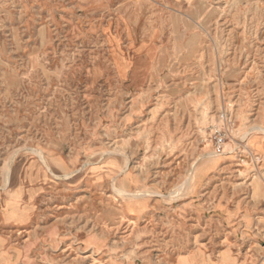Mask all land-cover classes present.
<instances>
[{"label":"rangeland","instance_id":"rangeland-1","mask_svg":"<svg viewBox=\"0 0 264 264\" xmlns=\"http://www.w3.org/2000/svg\"><path fill=\"white\" fill-rule=\"evenodd\" d=\"M0 264H264V0H0Z\"/></svg>","mask_w":264,"mask_h":264},{"label":"bare ground","instance_id":"bare-ground-1","mask_svg":"<svg viewBox=\"0 0 264 264\" xmlns=\"http://www.w3.org/2000/svg\"><path fill=\"white\" fill-rule=\"evenodd\" d=\"M262 130H263V129H262ZM251 131H252V130H251ZM260 131H261V130H260ZM262 132H263V131H262ZM211 161H212V160H211ZM209 162H210V161H209ZM119 193H121V195H123V196L126 197V198H131V199H132V198L135 197V196H132L131 193L128 194V193H125V192H121V190H120ZM119 193H118V194H119ZM142 195H145V194H142ZM138 196H141V195L139 194Z\"/></svg>","mask_w":264,"mask_h":264}]
</instances>
